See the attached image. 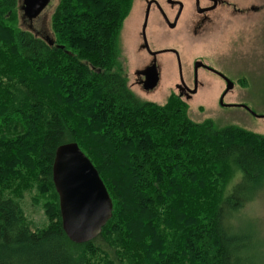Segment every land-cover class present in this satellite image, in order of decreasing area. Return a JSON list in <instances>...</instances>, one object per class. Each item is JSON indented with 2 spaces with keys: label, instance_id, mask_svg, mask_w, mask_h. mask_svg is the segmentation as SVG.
Returning a JSON list of instances; mask_svg holds the SVG:
<instances>
[{
  "label": "trees",
  "instance_id": "1",
  "mask_svg": "<svg viewBox=\"0 0 264 264\" xmlns=\"http://www.w3.org/2000/svg\"><path fill=\"white\" fill-rule=\"evenodd\" d=\"M133 1L60 0L51 43L19 26V0H0V264H255L234 220L264 185V135L130 89L119 36ZM68 142L114 204L81 244L63 228L53 180ZM27 191L52 197L46 225L24 211Z\"/></svg>",
  "mask_w": 264,
  "mask_h": 264
},
{
  "label": "rangeland",
  "instance_id": "2",
  "mask_svg": "<svg viewBox=\"0 0 264 264\" xmlns=\"http://www.w3.org/2000/svg\"><path fill=\"white\" fill-rule=\"evenodd\" d=\"M228 1L231 6H220L212 13V20L200 37L185 35L183 22L178 28L170 30L155 12L150 14L146 33L152 40L153 48L167 43L178 48L183 56L186 74L192 59L198 55L230 73L235 80V86L226 101L244 102L256 113L264 114V0ZM59 2L60 0H51L37 18L29 21L23 17L22 0H19V26L32 29L43 37L53 38L51 19ZM233 4L243 12H236ZM145 8L146 0L133 1V7L119 36V45L123 52L122 62L127 69L130 89L143 100L161 104L166 102L171 86L177 80L178 68L171 54H163L159 56V61L161 62L162 57L167 63L166 66L165 62L164 66L161 64L159 86L153 92L146 93L136 85L135 71L144 65L146 59L145 53L139 49ZM201 76L206 84L204 89L187 103V112L192 120L203 122L212 119L218 127L237 125L264 135V118H258L242 108L221 107L217 101L225 85L205 71H201ZM36 196L41 200L34 199ZM42 196L35 194V191H27L21 200L24 211L37 227L46 225L45 203L52 201L49 193ZM234 221L236 226H241L251 235L250 244L256 256L255 264H264V185L257 190ZM98 257L100 256L97 255Z\"/></svg>",
  "mask_w": 264,
  "mask_h": 264
},
{
  "label": "water",
  "instance_id": "3",
  "mask_svg": "<svg viewBox=\"0 0 264 264\" xmlns=\"http://www.w3.org/2000/svg\"><path fill=\"white\" fill-rule=\"evenodd\" d=\"M50 2L51 0H22L23 17L33 21ZM147 20L148 14L144 29ZM45 38L52 43L50 37ZM148 75L145 88L152 89L158 83L155 65L148 69ZM228 82L227 90L233 87V82L229 79ZM243 106L254 116L264 118V114L256 113L247 105ZM53 180L59 194L63 228L69 239L81 244L97 238L112 218L114 204L97 167L77 142H68L57 147L53 162Z\"/></svg>",
  "mask_w": 264,
  "mask_h": 264
},
{
  "label": "flooded vegetation",
  "instance_id": "4",
  "mask_svg": "<svg viewBox=\"0 0 264 264\" xmlns=\"http://www.w3.org/2000/svg\"><path fill=\"white\" fill-rule=\"evenodd\" d=\"M220 6H231V3L228 0H188V3L187 0H146L144 20L141 27L142 41L139 48L142 53H145L146 59L144 60L145 63L143 62L144 65L135 71V83L141 88L143 92H153L159 86L161 80V64L164 66L163 62H165L166 66L167 63L162 59V57L161 63L159 61V56H162L163 54H171L178 68V77L173 86H171V91L169 92L167 99L174 95L182 102L189 103L190 100L195 98V96H197L204 89L206 84L204 78L201 76V71H205L212 75L216 81H219L225 85V88H223L219 93L217 101L218 105L223 108H242L248 113L252 114L248 108L243 106L247 105L250 107L248 104L238 101H226L227 96L231 93L235 86V80L233 76L230 75V73L226 72L216 64L205 60L204 57L198 55L192 59L191 67L186 74L183 66V56L178 48L171 46L168 43L159 48H153L151 44L152 40L148 38L146 33L150 14L151 12H155L162 23L170 28V30L178 28L183 22L185 35L190 37H200L207 29V24L212 20V13L217 11ZM233 6L235 7L236 12H243L236 5L233 4ZM147 14L148 20L144 29ZM172 23H174L173 26L171 25ZM121 53V60H123V52L121 51ZM197 63H199L198 66ZM153 65L156 66V70L158 72V83L154 88L146 89L145 81H147V77L149 76L148 69ZM228 79L233 82V87L229 90H227L229 84Z\"/></svg>",
  "mask_w": 264,
  "mask_h": 264
}]
</instances>
